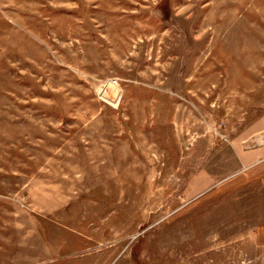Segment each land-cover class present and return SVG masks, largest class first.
<instances>
[{
	"label": "rangeland",
	"instance_id": "1",
	"mask_svg": "<svg viewBox=\"0 0 264 264\" xmlns=\"http://www.w3.org/2000/svg\"><path fill=\"white\" fill-rule=\"evenodd\" d=\"M258 121L264 0H0V264H264Z\"/></svg>",
	"mask_w": 264,
	"mask_h": 264
},
{
	"label": "crops",
	"instance_id": "2",
	"mask_svg": "<svg viewBox=\"0 0 264 264\" xmlns=\"http://www.w3.org/2000/svg\"><path fill=\"white\" fill-rule=\"evenodd\" d=\"M246 137V143L253 140L255 144L247 146L246 149L249 150L237 155L240 160L237 172H242L244 177L256 173L259 186L264 188V121H258ZM257 237L264 246V226L258 230Z\"/></svg>",
	"mask_w": 264,
	"mask_h": 264
}]
</instances>
